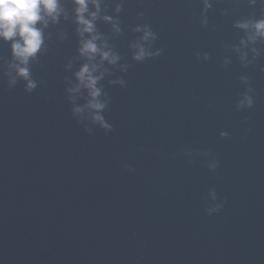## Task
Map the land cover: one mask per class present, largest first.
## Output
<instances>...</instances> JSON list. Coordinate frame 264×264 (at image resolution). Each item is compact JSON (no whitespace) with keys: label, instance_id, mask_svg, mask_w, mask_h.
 <instances>
[{"label":"water","instance_id":"95a60500","mask_svg":"<svg viewBox=\"0 0 264 264\" xmlns=\"http://www.w3.org/2000/svg\"><path fill=\"white\" fill-rule=\"evenodd\" d=\"M202 7L125 0L122 35L97 23L129 65L101 81L108 133L89 124V134L72 114L64 78L82 60L71 21L46 30L48 50L29 65L31 93L21 80L8 86L11 47L0 40V264H264V51L245 68L226 47L243 36L233 23L259 18L260 7L212 0L201 26ZM142 23L163 51L136 63L128 45ZM117 76L126 87L108 83ZM246 87L253 106L236 111ZM211 203L222 207L207 215Z\"/></svg>","mask_w":264,"mask_h":264},{"label":"clouds","instance_id":"9594fccd","mask_svg":"<svg viewBox=\"0 0 264 264\" xmlns=\"http://www.w3.org/2000/svg\"><path fill=\"white\" fill-rule=\"evenodd\" d=\"M72 7L69 12L65 7L66 0H0V40L10 42L12 62L8 68L7 84L14 87L18 80L24 82V91L31 93L37 88V81L33 79L29 67L30 63L37 60L38 56L47 52L46 40L51 39V34L46 36V30L55 26L61 21H71L75 25V33L78 37L77 57L82 60L78 69L72 73V79L65 77L70 85L65 89L68 99L72 102V114L79 123L85 127L89 134L92 128L99 127L105 133L112 131V125L105 118V111L108 108L109 98L101 83L106 77L112 76L115 72L126 73L129 65L121 63L122 56L114 49L108 36L100 32L97 23L102 22L110 26L112 36L122 35V28L118 14L122 11L125 0H112L114 5L113 14H108L106 0H67ZM249 7H260V17L249 16L233 23V27L243 33L237 45L230 47L241 65L247 68L261 55L262 49L255 47L258 42L264 43V0H246ZM201 26H207L208 18L206 13L212 7V0H201ZM144 17V12L138 13V18ZM136 37L129 43L131 60L142 63L147 59L158 57L162 49L153 48L157 40V33L153 31L148 23L137 24L131 28ZM60 40L66 38L61 31L57 33ZM251 54V58H249ZM196 59L207 61L209 56L205 53L202 57L197 53ZM231 60L225 57L223 64L229 65ZM72 61L65 65V71H70ZM111 69V71H110ZM264 71V68H261ZM241 83L247 85V76L240 77ZM110 85L126 87V81L122 76L109 79ZM252 89L246 87L239 97L235 110L248 109L253 106ZM80 96L84 99L82 105H76V99ZM220 137L225 138L228 133L220 132ZM192 157L191 151L184 153ZM195 155L208 156V153H196ZM210 171H215L218 164L210 160L207 164ZM126 170L133 171L125 165ZM212 200L215 201V191L212 192ZM222 203H211L205 208L207 215H212L220 210Z\"/></svg>","mask_w":264,"mask_h":264}]
</instances>
